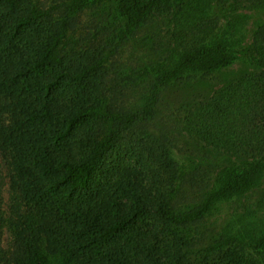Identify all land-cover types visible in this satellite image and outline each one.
Returning a JSON list of instances; mask_svg holds the SVG:
<instances>
[{"label":"trees","instance_id":"trees-1","mask_svg":"<svg viewBox=\"0 0 264 264\" xmlns=\"http://www.w3.org/2000/svg\"><path fill=\"white\" fill-rule=\"evenodd\" d=\"M96 3L116 5L123 37L164 22L169 49L138 73L154 77L139 112L118 114L107 101L112 52L66 50L67 16L0 0V264H194L178 230L241 200L198 264H264V0H70V10ZM238 63L250 70L192 105L182 124L199 147L241 162L218 171L199 209L174 212L178 165L137 127L165 89ZM5 228L13 251H3Z\"/></svg>","mask_w":264,"mask_h":264},{"label":"rangeland","instance_id":"rangeland-1","mask_svg":"<svg viewBox=\"0 0 264 264\" xmlns=\"http://www.w3.org/2000/svg\"><path fill=\"white\" fill-rule=\"evenodd\" d=\"M33 1L40 10L50 11L55 19L68 17L66 50L103 45L113 53L106 65L107 101L121 115L141 111L144 97L152 89L154 77L141 79L138 73L161 63L165 58L169 47L164 22L146 23L134 34L123 37L121 31L126 20L118 14L114 3H96L82 10L71 11L70 0ZM248 70L249 66L238 63L217 72L213 79L186 76L161 93L153 119L137 127L139 131L165 144L178 165L180 181L175 187L168 188L172 211L190 213L199 209L206 200L218 171L241 162L238 157L221 155L199 147L184 131L182 122L192 105L211 96ZM116 127L109 123L107 130ZM3 196V209L7 218L8 180ZM260 198L261 192L257 191L249 200L255 205ZM244 204L245 201L241 200L221 205L220 213L214 211L203 220L189 223L178 230L177 239L184 244L181 251L189 253L188 257L194 264H198L201 260H197V251L212 243L230 220L234 209ZM2 248L4 252L13 251V240L7 228L3 232Z\"/></svg>","mask_w":264,"mask_h":264}]
</instances>
